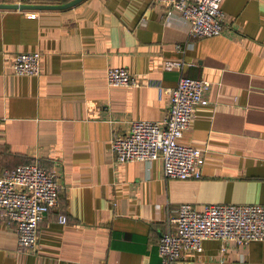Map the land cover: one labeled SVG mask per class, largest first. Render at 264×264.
I'll list each match as a JSON object with an SVG mask.
<instances>
[{"label": "crops", "instance_id": "crops-1", "mask_svg": "<svg viewBox=\"0 0 264 264\" xmlns=\"http://www.w3.org/2000/svg\"><path fill=\"white\" fill-rule=\"evenodd\" d=\"M222 8L225 32L209 37L190 34L159 0L0 8V176L39 161L63 186L34 250L0 218V264H161L159 238L181 203H264V0ZM33 50L42 53L40 74H17L12 59ZM113 66L129 68L139 85L110 86ZM182 75L211 81L210 103L196 106L180 138L205 150L202 177L166 178L161 159L116 163L113 136L132 120L164 119L167 89ZM202 245L178 264H264V240Z\"/></svg>", "mask_w": 264, "mask_h": 264}, {"label": "built area", "instance_id": "built-area-1", "mask_svg": "<svg viewBox=\"0 0 264 264\" xmlns=\"http://www.w3.org/2000/svg\"><path fill=\"white\" fill-rule=\"evenodd\" d=\"M169 14L177 11L196 37L221 35L225 32L224 0H159ZM36 17V13L29 14ZM181 48L182 45L178 44ZM183 48V47H182ZM42 53L22 51L12 59L17 74L39 75ZM169 62L168 68L181 66ZM110 86H138L139 81L129 68L109 67ZM211 81L182 75L170 95L167 115L162 120L130 121L126 133L116 134L111 151L116 163L151 162L161 159L166 178H200L203 175L205 150L182 143L180 138L196 115V106L210 103ZM62 184L57 173L39 161L24 163L0 176V218L17 232L19 245L34 250L38 244L39 224L60 200ZM59 220L66 223V215ZM173 227L161 234L158 251L161 264H178L187 251H200L203 241L210 238L235 241L246 245L264 240V203H208L197 209L193 203H181L172 216Z\"/></svg>", "mask_w": 264, "mask_h": 264}, {"label": "water", "instance_id": "water-1", "mask_svg": "<svg viewBox=\"0 0 264 264\" xmlns=\"http://www.w3.org/2000/svg\"><path fill=\"white\" fill-rule=\"evenodd\" d=\"M81 0H72L68 3L65 4H57V5H51V4H33V3H0V8L3 9H29V8H40V9H45V8H64V7H69L72 6L76 3H78Z\"/></svg>", "mask_w": 264, "mask_h": 264}]
</instances>
